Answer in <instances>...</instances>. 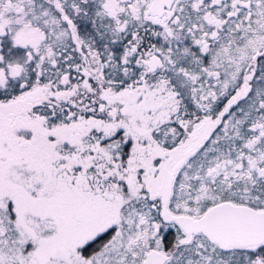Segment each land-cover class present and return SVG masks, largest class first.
I'll use <instances>...</instances> for the list:
<instances>
[{"label": "snow or ice", "instance_id": "snow-or-ice-1", "mask_svg": "<svg viewBox=\"0 0 264 264\" xmlns=\"http://www.w3.org/2000/svg\"><path fill=\"white\" fill-rule=\"evenodd\" d=\"M0 264H264V0H0Z\"/></svg>", "mask_w": 264, "mask_h": 264}]
</instances>
